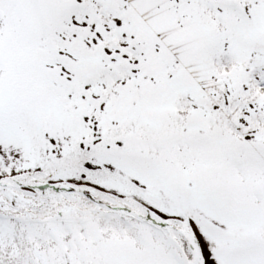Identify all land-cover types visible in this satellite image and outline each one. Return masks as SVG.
Segmentation results:
<instances>
[{"label":"snow or ice","instance_id":"snow-or-ice-1","mask_svg":"<svg viewBox=\"0 0 264 264\" xmlns=\"http://www.w3.org/2000/svg\"><path fill=\"white\" fill-rule=\"evenodd\" d=\"M0 264H264V0H0Z\"/></svg>","mask_w":264,"mask_h":264}]
</instances>
